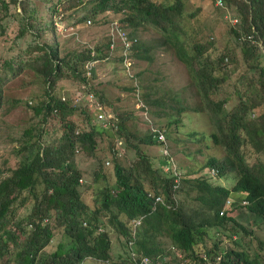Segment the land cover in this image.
I'll use <instances>...</instances> for the list:
<instances>
[{"label": "trees", "instance_id": "16d2710c", "mask_svg": "<svg viewBox=\"0 0 264 264\" xmlns=\"http://www.w3.org/2000/svg\"><path fill=\"white\" fill-rule=\"evenodd\" d=\"M78 8L84 13L73 24L106 21L104 35L94 43L81 44L74 33L64 37L57 27ZM213 8L220 17L215 25L198 21L199 13ZM187 25L197 31L204 26L201 40L187 36L191 48L179 37ZM145 26L160 34L155 46L172 50L186 64L198 93L191 108L208 112L207 121L215 127L211 136L225 147V159L212 156L193 167L182 165L159 137L161 127L150 126L141 135L106 103L95 82L96 62L113 58L115 51L120 54L114 59L123 62L126 40L132 68L135 58L150 59L137 37ZM218 28L226 30L232 49L218 43ZM23 32L30 34L26 45L13 47ZM237 50L264 80V0H199L197 5L186 0H0V113L3 88L25 69L41 76L45 93L39 100H21L30 110L20 145L24 155L6 150L0 157V264H141L144 255L155 264H176L159 235L196 264L221 253L223 262L232 255L233 262L260 264L235 249L236 238L252 229L238 222L234 204L247 208L252 222L264 223V165L257 158L249 162L240 149L243 141L264 150V87L257 99L241 98L230 108L227 96L215 97L218 84L235 70ZM138 97L142 111L155 102L150 94ZM115 135L136 151L134 163L119 160ZM139 142L161 147L156 169ZM227 163L238 172L231 187L218 183L230 169ZM55 230L66 239L44 251ZM209 235L214 241L203 247ZM226 237H235L234 246L220 245Z\"/></svg>", "mask_w": 264, "mask_h": 264}, {"label": "rangeland", "instance_id": "374dc122", "mask_svg": "<svg viewBox=\"0 0 264 264\" xmlns=\"http://www.w3.org/2000/svg\"><path fill=\"white\" fill-rule=\"evenodd\" d=\"M186 1L197 5L199 0ZM73 10L70 9L72 12ZM43 11H45V8ZM214 11L215 8L202 11L199 13L198 21L203 23V25L208 22L215 25L220 20V17ZM83 13L84 9L78 8L74 14L72 13L73 15L62 19V22L58 23L57 27L60 33L62 31L64 37H70L74 33L81 44L83 43L82 41L94 43L100 36L104 35L106 21L104 19L95 20L93 25L73 24L74 19L79 18ZM45 16L48 17L47 10ZM203 25L198 29L200 31L193 30L187 25L179 37L186 40L191 48V40L186 39L187 36L194 34V40H201ZM71 26L72 28H69ZM223 32H226V30L218 28V43L221 46H229L232 49V45L235 44L231 40V45L227 41V33L223 34ZM137 34L138 40L142 41V48L148 47L146 54L151 55L150 59L135 58L132 68L131 59H125L123 62H118L114 59L120 54V51H115L113 58L110 57L95 64V82L99 91L103 93L106 103L113 109V112L124 114V122L128 129L137 131L141 135L148 133L150 126L152 129L161 127L163 138L169 143L172 154L182 165L193 167L195 162L203 163L212 156L217 159H225L227 153L225 147L220 143H216L211 136L215 127L207 121L208 112H196L191 108L195 104L198 93L196 88L191 85L186 64L172 50H165L164 46L163 49L161 46H155L153 39H158L160 34L153 27H140ZM29 35V32H23V35L19 36L15 41L16 44H13V47L17 45L24 47L27 42L24 38H29ZM63 41V38H60V49L62 52L64 49ZM66 43H70V46L74 44V42ZM128 62L129 65L127 64ZM126 64L130 66V69L128 67L125 68ZM256 67L249 66L238 51L235 70L230 73L228 78L218 84L215 97L227 96L226 105L228 108L239 104V99L241 100V98L255 97L257 99L263 90L264 80L259 76ZM128 70H130L131 74L128 73ZM136 71L137 76H132ZM214 73L217 74L218 72L215 71ZM40 79L41 76L33 69H25L20 75L13 76L3 88V102L0 113V157L5 154L6 150L16 152L18 156L24 155L20 150V145L25 133H27L30 110L21 100L26 98L39 100L44 97L45 93ZM140 93L150 94L155 99L153 104L149 103L148 105L145 102L148 106L147 110L142 111L140 108L137 100V98L141 97H138ZM95 99L93 94L92 100L100 105L99 101ZM181 107H185V109L178 111ZM112 111L109 112V115L115 117L116 114ZM201 133L208 134V138L205 135H201ZM196 137L202 138L198 139ZM105 139L107 140L106 145H108L111 137L109 136ZM114 140L119 145V160L126 165L134 163L137 160L136 151L125 145L120 137L117 136ZM139 144L141 145V150L146 151L151 168L156 169L160 165L158 160L159 158L161 159V147L147 145L144 142H139ZM240 149L244 158L249 162H253L257 158L264 165V150L255 151L254 147L243 141ZM227 164L230 169L218 179L224 185L231 186L235 182L238 172L231 164ZM216 180L211 178L213 183L217 182ZM234 206L236 208L239 206L235 212H240L244 222L243 225L247 229H252V233L246 234L242 232V236H238L239 232L236 234L238 237L236 238L237 245L235 249H242L248 253L249 257H256L260 264H264V223L257 224L256 220L252 222V213L243 205L235 203ZM235 226L236 228H241L238 224ZM65 239L66 237L63 234L55 230L49 245L44 247V251L53 250V246L59 240ZM158 239L165 247V252L174 255L177 248L172 245L169 237L159 235ZM233 239V237L223 238L221 245L227 248L230 245L234 246L231 244L234 241ZM213 241L214 238L209 235L203 247L212 245ZM113 250L114 252L118 251L116 247ZM88 264L104 263L91 261Z\"/></svg>", "mask_w": 264, "mask_h": 264}, {"label": "clouds", "instance_id": "9594fccd", "mask_svg": "<svg viewBox=\"0 0 264 264\" xmlns=\"http://www.w3.org/2000/svg\"><path fill=\"white\" fill-rule=\"evenodd\" d=\"M218 183H220V184H222V185H224V183H221V182H218ZM225 186H227V187H231L230 185H226L225 184ZM222 210L219 212V214L221 215L222 214ZM225 214H227V213H225ZM238 222L241 224V225H243L244 224V222H243V220H242V218L240 217L239 218V220H238ZM240 226V225H239ZM235 237H236V235H235ZM234 237V238H235ZM222 242V241H221ZM220 245H221V243H220ZM225 247V246H224ZM225 248H227V247H225ZM175 261H176V264H196L193 260L191 261V259L189 258V257H186L182 252H180V251H176L175 252ZM230 255V254H229ZM197 256H199L200 258H202V261L204 260V259H206V256H205V254L204 253H202V254H197ZM223 256V253H221V254H217L214 258L211 256V257H209L207 260H206V262H204L203 264H241L239 261L238 262H233V259H232V255H230V260L231 261H229V260H226V261H224L223 262V260H224V258L222 257Z\"/></svg>", "mask_w": 264, "mask_h": 264}, {"label": "built area", "instance_id": "2783aa9c", "mask_svg": "<svg viewBox=\"0 0 264 264\" xmlns=\"http://www.w3.org/2000/svg\"><path fill=\"white\" fill-rule=\"evenodd\" d=\"M126 37H123V39H125ZM125 49L124 50H122V53L124 54V60L125 59H128V55H127V48H128V46L131 44V41L130 40H126L125 41ZM128 64V63H127ZM88 66L90 67L91 66V64L90 63H88ZM127 67H128V65H127ZM92 96H93V93L91 92L90 93V97H91V99H92ZM98 105V104H97ZM100 106V105H99ZM98 116H104V113H99L98 114ZM155 130V129H154ZM159 137H161V138H163V134H162V132L161 133H159ZM158 198V197H157ZM129 243H131L130 241H128ZM140 262H141V264H155L148 256H146V255H144V256H142V258H141V260H140Z\"/></svg>", "mask_w": 264, "mask_h": 264}]
</instances>
